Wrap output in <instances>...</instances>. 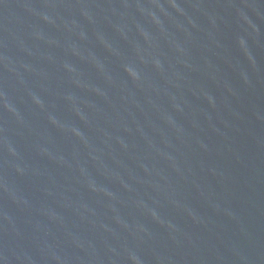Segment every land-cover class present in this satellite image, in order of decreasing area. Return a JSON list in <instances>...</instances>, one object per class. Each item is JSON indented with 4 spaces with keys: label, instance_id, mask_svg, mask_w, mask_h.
Instances as JSON below:
<instances>
[{
    "label": "water",
    "instance_id": "water-1",
    "mask_svg": "<svg viewBox=\"0 0 264 264\" xmlns=\"http://www.w3.org/2000/svg\"><path fill=\"white\" fill-rule=\"evenodd\" d=\"M0 264H264V0H0Z\"/></svg>",
    "mask_w": 264,
    "mask_h": 264
}]
</instances>
